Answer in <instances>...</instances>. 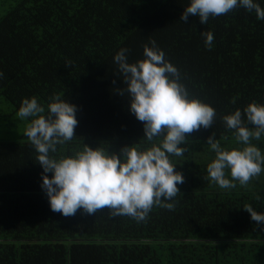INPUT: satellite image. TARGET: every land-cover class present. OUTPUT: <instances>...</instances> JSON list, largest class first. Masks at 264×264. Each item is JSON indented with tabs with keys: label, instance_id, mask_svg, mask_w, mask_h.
Returning a JSON list of instances; mask_svg holds the SVG:
<instances>
[{
	"label": "trees",
	"instance_id": "1",
	"mask_svg": "<svg viewBox=\"0 0 264 264\" xmlns=\"http://www.w3.org/2000/svg\"><path fill=\"white\" fill-rule=\"evenodd\" d=\"M264 7V0H259ZM187 0H0V264H264V230L243 207L264 211V171L222 189L206 164L213 135L234 146L222 114L264 102V20L242 7L179 19ZM213 33L212 47L202 33ZM155 40L192 95L216 110L212 125L172 156L184 180L174 207L154 205L147 218L111 216L106 208L64 216L40 186L42 168L16 112L22 97L46 103L61 93L76 105L72 140L117 152L142 142V122L128 110L112 57L129 61ZM251 126V125H249ZM264 152V137L254 141ZM50 175V173H47Z\"/></svg>",
	"mask_w": 264,
	"mask_h": 264
},
{
	"label": "clouds",
	"instance_id": "2",
	"mask_svg": "<svg viewBox=\"0 0 264 264\" xmlns=\"http://www.w3.org/2000/svg\"><path fill=\"white\" fill-rule=\"evenodd\" d=\"M237 7L264 20L259 0H187L179 19L187 21L192 15L205 24L210 16ZM202 37L204 46L211 48L213 33L204 31ZM127 51L121 47L112 57L123 84L116 91L126 95L128 110L142 122L144 135L142 142L121 145L119 154L83 142L69 151L58 149L74 136L76 105L61 93H53L46 103L35 95L21 98L16 115L30 118L25 135L37 153L40 186L53 212L71 216L78 209L93 214L106 208L111 216L143 221L154 205L172 209L184 177L171 157L188 150L186 133L213 123L215 108L190 93L155 40L142 44V56L134 61L128 60ZM221 119L236 144L222 145L213 135L206 137L214 153L206 170L211 182L230 189L237 183L246 185L264 171V152L254 143L264 137V102L249 101ZM243 208L264 230V211L251 205Z\"/></svg>",
	"mask_w": 264,
	"mask_h": 264
}]
</instances>
